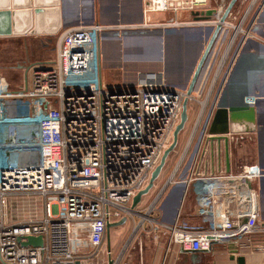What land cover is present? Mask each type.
<instances>
[{
	"label": "built area",
	"instance_id": "1",
	"mask_svg": "<svg viewBox=\"0 0 264 264\" xmlns=\"http://www.w3.org/2000/svg\"><path fill=\"white\" fill-rule=\"evenodd\" d=\"M257 1L250 2L236 25L228 21L231 11L220 23L225 6H212L210 0H142L145 27L187 24L182 21L186 14L189 24L206 23L213 29L219 23L216 41L231 31L204 99L199 97L214 61L213 48L190 94L186 87L168 84L162 72L140 73L133 86L105 87L99 35L106 26L98 22L64 30L54 57L31 65L18 87L10 88L0 72V264H82L102 251L108 223L134 215L139 218L136 229L167 245L177 244L183 252L209 251L215 243H237L264 231V168L257 162L236 166L232 161V146L251 139L257 126L249 124L246 130L239 120H230L225 133H209L241 44L252 35V27L245 29L244 23ZM263 7L261 0L257 16ZM208 9H214L210 19L194 20L192 12L201 15ZM162 14L174 19L149 23ZM184 99L187 116L192 103L197 106L185 151L150 205L136 209L144 195L131 208L133 196L147 185L172 142ZM255 100V95L245 98L249 104ZM197 132L193 151L184 160ZM183 161L184 175L174 180ZM178 186L179 207L168 222L159 204ZM185 201L192 203L196 220L183 218ZM82 229L92 251L76 254V234ZM26 236H41L42 243L20 244ZM254 249L264 251V246ZM105 254L110 256V250Z\"/></svg>",
	"mask_w": 264,
	"mask_h": 264
},
{
	"label": "rangeland",
	"instance_id": "2",
	"mask_svg": "<svg viewBox=\"0 0 264 264\" xmlns=\"http://www.w3.org/2000/svg\"><path fill=\"white\" fill-rule=\"evenodd\" d=\"M252 0H236L234 6L231 9V14L229 15L232 24L238 23L243 12L247 9L248 5ZM229 0H210V5L214 6L217 4H222L226 6ZM62 9L64 12L71 13L72 15L79 13L81 16L82 11L84 10L86 15L93 11V7L90 8L88 0H62ZM261 3V0H258L252 7L250 13L247 16V19L244 23V27H253L257 23V20L260 21L264 19V14H257V9ZM262 17V18H261ZM152 21L149 23H155L157 21H172L174 18L171 14H162L155 15L151 17ZM183 22L187 24L183 25H168L165 27L174 28V32L167 35H150L146 36H107L100 41V55H101V65H102V83L105 87L110 89H118L121 87L133 86L137 83V79L140 73L147 72H161L162 68L168 66L170 70L169 77L176 78H186L188 81L189 75L196 63V59L199 56L201 50L205 46L207 39L210 36L211 25H206V23H191V17L184 14ZM258 24V23H257ZM257 26V25H256ZM146 29H152L153 27H144ZM155 28V27H154ZM59 32L55 35H51V42H48V35L45 33H39L27 36H13L1 39L0 38V72L6 77L9 82L10 88L18 87L22 81L29 75H27V68L31 64L40 59L47 61L52 59L55 54V42L59 37ZM231 35V31L227 34L226 38L217 40L213 45V50L215 52V57L213 64H211V70L208 75L207 83L203 88L202 95L199 99H204L207 90L210 87L212 75L215 71V65L221 56L223 50L225 49L228 39ZM257 37V35H251V38ZM159 37L162 38V41L159 40ZM155 38V39H153ZM250 38V37H249ZM164 39V40H163ZM241 39V35H238L235 41V44L238 40ZM153 40V41H152ZM162 42V45L160 44ZM235 45H233L234 47ZM162 52V54L160 53ZM232 52V50H231ZM211 57L209 56L207 64ZM206 64V65H207ZM175 69V71L173 70ZM177 69V70H176ZM205 72V70H204ZM179 75V77H178ZM182 75V76H181ZM204 75V73H203ZM202 75V76H203ZM110 79H109V78ZM167 77V76H166ZM185 81V83H186ZM186 87V84L184 85ZM216 86L213 88V92L216 90ZM211 102V99L209 103ZM193 111L188 114L187 121L184 128L179 132L177 143L174 149L169 153L166 158L165 164L155 180L154 184H157L158 189H153L150 191L141 205L142 211H144L152 202L154 197L159 190V186L166 181V179L172 174L179 158L183 155L185 148L187 146V141L192 133L194 120L196 117V105H191ZM189 107V106H188ZM262 130V129H261ZM260 130V131H261ZM264 133V131H263ZM259 132V139H241L232 146V161L234 165L241 166L245 163H252L254 161L262 162L264 165V134ZM194 137V142L190 147L189 151L186 153L184 160H187L189 155L192 153L194 144L197 139ZM186 162L183 161V165L179 168L174 176V180L183 177L184 169ZM264 167V166H263ZM262 181V180H261ZM264 183V180L263 182ZM153 184V186H154ZM181 189L176 187L174 189V196L168 201V206L172 209H178L179 204L176 196L178 197ZM262 200V195L260 193V204ZM262 217V216H261ZM133 220L138 221V216H133ZM113 230V229H112ZM88 232L85 229L79 230L76 234L78 241H75V248L73 249L76 254L89 253L92 251L91 246L87 242ZM128 232L124 235L126 237ZM259 235H264V231L259 233ZM123 237V238H124ZM123 242V239H122ZM263 245V244H255ZM126 246L123 247V254L125 253ZM117 253H114L112 257H116ZM121 254L120 256L122 257ZM105 255V251H104ZM126 256V255H124ZM126 258V257H125ZM114 259V258H113Z\"/></svg>",
	"mask_w": 264,
	"mask_h": 264
},
{
	"label": "crops",
	"instance_id": "3",
	"mask_svg": "<svg viewBox=\"0 0 264 264\" xmlns=\"http://www.w3.org/2000/svg\"><path fill=\"white\" fill-rule=\"evenodd\" d=\"M61 1L62 0H0V10L10 11V18L5 14L0 15V29L5 28L9 20L11 24V33L0 35V38L4 39L20 36V33L22 36L30 34L35 36V34L45 33L48 35L47 38L49 40V38H52L51 35H55L57 32H59L58 34L60 36L67 28L90 24L92 22H98L103 26H110L111 28L116 27L118 29L135 28L138 26L145 27L137 23L141 19L142 0H88L90 8H94L92 17L77 20L72 17L73 15L71 13H66V15L63 13ZM261 13L264 14V7L260 14ZM257 23L251 28V34H256L257 37L254 36V38L250 37L245 39L239 50V52H252L263 57V71H256L257 78L253 83V95L263 96V99L257 104V129L254 134H252V138H255V140L258 139V135H260L259 132L263 133L264 131V19L260 21L257 20ZM155 28L168 27L158 26ZM103 39L101 41H103ZM52 49H54V47ZM44 62L46 61L38 59L31 65ZM257 65H260V63L258 62ZM251 66V59H248L247 68L249 69H246L248 74L254 72L253 69H250ZM173 70L175 71L174 68ZM169 71H172V68L169 70L168 66L164 65L161 72L166 82L173 86L184 87L187 83L186 78L179 77L175 79L174 77H169V75H166V77L164 72L167 74ZM100 75L102 80L101 57ZM254 162L259 163L262 167L264 166L262 162L260 163L258 160ZM261 180L260 193L262 195V200L260 204V216H262L261 219L264 224V208L262 206L264 204V183H262L264 177L261 178ZM165 182L159 186V190ZM157 184H154L153 191L158 189ZM152 189L153 188H151V190ZM150 191L149 193H151ZM174 194L173 192L167 197L164 196L159 204L161 217L168 222L173 220L177 212L176 209H172L167 205L169 199L175 197ZM147 195H145V197ZM145 197H143L142 202ZM142 202L136 207L137 210H142L141 205L144 203ZM181 211L183 218L191 221L196 220L193 215L192 203L190 201H185ZM154 215L157 216L158 214ZM118 221L119 220L114 222ZM136 224V220L128 218L123 224L110 227L108 232L106 231L102 251L96 256L89 257L87 261H83L82 264H93L95 261L100 262V264H105L109 258L106 254L104 255L105 250H110V258L113 260L114 264H183L186 252L181 251L179 245H167L162 238H154L153 236L147 235L143 228L136 229ZM126 232H128V235L124 237ZM255 244H263L262 246H264V235H252L237 243H215L209 251L198 253L194 258L198 264H235V260L231 259V251L237 249L238 253L234 254V256L236 257L238 254L243 255L246 264H264V251L254 249V246H256ZM124 245L126 248L123 254L122 249ZM114 253H117L115 254L116 257H112ZM121 254H123L122 257L120 256Z\"/></svg>",
	"mask_w": 264,
	"mask_h": 264
},
{
	"label": "water",
	"instance_id": "4",
	"mask_svg": "<svg viewBox=\"0 0 264 264\" xmlns=\"http://www.w3.org/2000/svg\"><path fill=\"white\" fill-rule=\"evenodd\" d=\"M235 2L236 0H229L228 4L225 6L223 14L219 18L220 23L226 19L227 15L231 11ZM213 11L214 9H208L205 11L204 14H201V15H199L197 12H192V15H193L194 20H208L211 18ZM63 13L66 15L67 12L63 11ZM1 14H5L10 18V11L8 10H0V15ZM72 17L75 20H77V19H82V18H91L92 15H91V12H89V14L86 15L85 11L83 10L81 13V16L77 12V14L73 15ZM137 23H139L140 25L144 23L142 11H141V19ZM109 27L110 26H106V29L102 30V32L99 35V41L111 35L112 36L134 35V36H146V37L150 35L152 36L160 35L162 37L163 35H167L174 31V29L172 28L146 29L140 26L135 27V28H121V29H118L116 27L114 28H111V27L109 28ZM220 28H221V25L219 23L214 26L209 38L207 39L205 46L203 47L199 56L197 57L196 63L186 83V93L187 94H190L195 90L198 84V81L202 75V72L204 70L206 61L216 41V37L218 35ZM10 33H11V24L9 20L7 26L5 28L0 29V34H10ZM161 37H159V40L162 41ZM160 44L162 45V42H160ZM160 53L162 54L161 51ZM248 59H251V63H252V66L250 67V69L254 70V72L251 74H248L246 70V69H249L247 68ZM258 62L260 63V65H257ZM262 64H263V57H260L257 54L252 53V52H247V51L239 52L235 65L228 78V81L221 92V96L219 98L217 107L214 111V114H213V117H212V120L209 126V133H215V134L225 133L228 130V123L230 120L231 121L239 120L242 123L243 128L246 130L248 129L249 124L256 126L257 116H258L257 104L261 99H263V96H256V100L254 101V104L247 103L245 101V98L253 95V83L256 81V78H257L256 71L257 70L263 71ZM28 69L29 68H27V70ZM24 80L26 81V75H25ZM187 118H188L187 99H184L182 103V110L180 113L179 122L173 131L172 142L170 146L163 152L159 163L153 169L147 185L143 189L139 190L135 194V196H133L132 201H131V208L136 207L137 204L141 201L142 196L146 195L150 191V189L153 187L155 180L159 176L165 164L167 156L174 149L177 143L179 132L184 128ZM228 165H229V160H228V153L226 151L227 168H228ZM262 206L264 208V204ZM125 220L126 218L122 217L118 222L108 223L106 225V231L108 232L110 227L123 224ZM19 242L22 245L37 246L42 243V237L41 236H37V237L26 236L25 240L19 239ZM203 252H206V251H203ZM231 252H232L231 259L235 260V264H246L245 257L243 255L238 254L236 257L234 256V254L238 253L237 249ZM186 253H190L194 257L195 255L201 252L188 251ZM1 264H11V263L1 261ZM74 264H80V261L77 260L75 261ZM107 264H114L113 260L110 257L108 258Z\"/></svg>",
	"mask_w": 264,
	"mask_h": 264
},
{
	"label": "flooded vegetation",
	"instance_id": "5",
	"mask_svg": "<svg viewBox=\"0 0 264 264\" xmlns=\"http://www.w3.org/2000/svg\"><path fill=\"white\" fill-rule=\"evenodd\" d=\"M211 31H212V28H211ZM211 33V32H210ZM0 35H5V34H0ZM51 42V39L49 38L48 42L49 43ZM211 53V52H210ZM210 55V54H209ZM207 62V61H206ZM259 129V128H258ZM257 134V133H256ZM259 136V135H258ZM260 137V136H259ZM258 137V139H259ZM110 257V256H109ZM108 261V260H107ZM107 261L105 264H107ZM183 264H198L196 261H195V258L190 254V253H186L185 255V259L183 260Z\"/></svg>",
	"mask_w": 264,
	"mask_h": 264
},
{
	"label": "bare ground",
	"instance_id": "6",
	"mask_svg": "<svg viewBox=\"0 0 264 264\" xmlns=\"http://www.w3.org/2000/svg\"><path fill=\"white\" fill-rule=\"evenodd\" d=\"M242 45V44H241ZM157 77H159L160 76V74L159 75H156Z\"/></svg>",
	"mask_w": 264,
	"mask_h": 264
},
{
	"label": "trees",
	"instance_id": "7",
	"mask_svg": "<svg viewBox=\"0 0 264 264\" xmlns=\"http://www.w3.org/2000/svg\"><path fill=\"white\" fill-rule=\"evenodd\" d=\"M182 76V75H181ZM178 77H179V75H178Z\"/></svg>",
	"mask_w": 264,
	"mask_h": 264
}]
</instances>
